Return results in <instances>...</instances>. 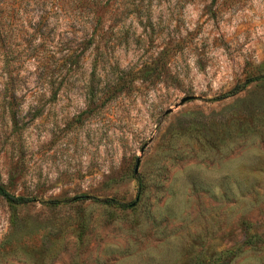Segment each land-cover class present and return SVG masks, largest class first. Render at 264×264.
<instances>
[{"label":"rangeland","instance_id":"374dc122","mask_svg":"<svg viewBox=\"0 0 264 264\" xmlns=\"http://www.w3.org/2000/svg\"><path fill=\"white\" fill-rule=\"evenodd\" d=\"M261 74L264 0H0V264H264Z\"/></svg>","mask_w":264,"mask_h":264},{"label":"trees","instance_id":"16d2710c","mask_svg":"<svg viewBox=\"0 0 264 264\" xmlns=\"http://www.w3.org/2000/svg\"><path fill=\"white\" fill-rule=\"evenodd\" d=\"M262 79L264 80V74L254 76V77L244 80L241 83H237L231 88L230 92L225 97L234 95L242 91L250 82L254 80H262ZM0 197L4 199L6 202L11 203V204H28L33 201V198L31 197H26L23 195H14L10 193L3 185H0ZM109 203L117 205V206H124V207L126 206L125 204H119L117 202L115 203V202L110 201Z\"/></svg>","mask_w":264,"mask_h":264},{"label":"water","instance_id":"95a60500","mask_svg":"<svg viewBox=\"0 0 264 264\" xmlns=\"http://www.w3.org/2000/svg\"><path fill=\"white\" fill-rule=\"evenodd\" d=\"M137 171V169L135 168V172Z\"/></svg>","mask_w":264,"mask_h":264}]
</instances>
